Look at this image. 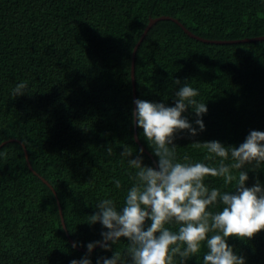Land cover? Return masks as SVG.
Wrapping results in <instances>:
<instances>
[{
  "label": "trees",
  "instance_id": "trees-1",
  "mask_svg": "<svg viewBox=\"0 0 264 264\" xmlns=\"http://www.w3.org/2000/svg\"><path fill=\"white\" fill-rule=\"evenodd\" d=\"M151 19L159 20L144 35ZM176 20L209 40L262 37L264 0H0V264H70L101 240L106 229L87 222L98 198L120 201L130 186L120 151L142 148L135 131L144 163L155 166L132 115L136 47L137 98L172 105L179 78L207 103L205 131L175 140L181 157L203 159L193 141L239 146L250 130L264 131V39L205 42ZM21 80L30 92L12 98ZM184 115L195 118L191 109ZM248 175V186L264 184V167ZM123 242L93 250V264ZM228 242L246 264H264V230Z\"/></svg>",
  "mask_w": 264,
  "mask_h": 264
},
{
  "label": "clouds",
  "instance_id": "clouds-1",
  "mask_svg": "<svg viewBox=\"0 0 264 264\" xmlns=\"http://www.w3.org/2000/svg\"><path fill=\"white\" fill-rule=\"evenodd\" d=\"M175 84L172 105L135 99L134 123L157 158L155 166L144 163L143 148L134 151L121 145L120 156L132 170L130 186L120 201L109 196L97 199L87 223L99 222L106 230L70 264H93L91 254L97 246L111 251L122 238L127 242L121 251L98 257L95 264H176L177 256L180 264L193 257L200 264H246L228 240L251 239L264 230V184L258 179L251 186L246 183L248 170L264 167V131L250 130L239 146L193 141L190 144L204 153L203 159L181 157L175 140L184 130L190 137L205 131L208 108L197 98L200 90L192 82L177 78ZM28 89L21 80L10 95L23 96ZM189 109L195 117L191 121L184 115ZM107 153L111 155V147ZM208 177L222 184L212 186ZM114 186L121 188L119 179Z\"/></svg>",
  "mask_w": 264,
  "mask_h": 264
},
{
  "label": "water",
  "instance_id": "water-1",
  "mask_svg": "<svg viewBox=\"0 0 264 264\" xmlns=\"http://www.w3.org/2000/svg\"><path fill=\"white\" fill-rule=\"evenodd\" d=\"M164 18H170V17H168V16H162V17H160L159 19H164ZM159 19H151V20H150V23H149V25L147 26V28H146V30H145V32H144V35L147 33V31L149 30V28L152 27V26L157 22V20H159ZM176 21H177L178 23H180L178 20H176ZM180 24H181V26L184 28V30H185L189 35H191V36H193V37H195V38H197V39L203 40V41H205V42H211V43H238V42H246V41L262 40V39H264V36H262V37H255V38L237 39V40H224V41H221V40H209V39H204V38H201V37H199V36H196V35L193 34L188 28H186L182 23H180ZM136 49H137V47L135 48V50H134V52H133V64H132V81H133V87H134V101H135V99H137V97H136L135 64H134L135 57H136ZM135 107H136V106H135V103H134V109H135ZM135 127H136V125H135ZM135 139H136L137 143H139V145H140L143 149H145V147L141 144L140 139L138 138V134H137L136 131H135ZM3 144H4V143H3ZM23 147H24V151H25V155H26V159H27V164H28V166H29V168H30L31 170H34L33 167H32V164H31V162H30V160H29V156H28V153H27V150H26L25 145H23ZM35 173H36V172H35ZM36 174H37V173H36ZM41 178H42V180H43L45 183H47V184L49 185V187L53 190V192H54L55 195H56V191L54 190L53 186H52L48 181H46L43 177H41ZM58 206H59V211H60V215H61L62 223H63L64 227H66V225H65V221H64L63 212H62V208H61V205H60L59 200H58ZM73 242H74V240L71 239V243H72V244H73ZM98 247H99V246H97L96 248H98ZM76 248L82 250V248H80L78 245L76 246ZM96 248H95V249H96ZM95 249H94V250H95Z\"/></svg>",
  "mask_w": 264,
  "mask_h": 264
}]
</instances>
